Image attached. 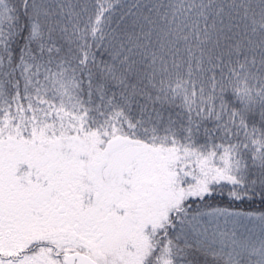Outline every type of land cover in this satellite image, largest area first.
I'll use <instances>...</instances> for the list:
<instances>
[{
  "label": "snow or ice",
  "instance_id": "snow-or-ice-1",
  "mask_svg": "<svg viewBox=\"0 0 264 264\" xmlns=\"http://www.w3.org/2000/svg\"><path fill=\"white\" fill-rule=\"evenodd\" d=\"M0 264H264V0H0Z\"/></svg>",
  "mask_w": 264,
  "mask_h": 264
}]
</instances>
